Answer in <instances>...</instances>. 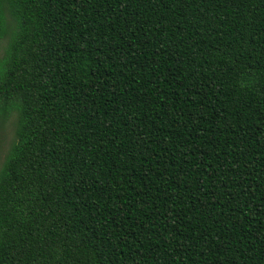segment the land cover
Returning a JSON list of instances; mask_svg holds the SVG:
<instances>
[{"label": "trees", "instance_id": "1", "mask_svg": "<svg viewBox=\"0 0 264 264\" xmlns=\"http://www.w3.org/2000/svg\"><path fill=\"white\" fill-rule=\"evenodd\" d=\"M13 116L0 264H264V0H0Z\"/></svg>", "mask_w": 264, "mask_h": 264}, {"label": "rangeland", "instance_id": "2", "mask_svg": "<svg viewBox=\"0 0 264 264\" xmlns=\"http://www.w3.org/2000/svg\"><path fill=\"white\" fill-rule=\"evenodd\" d=\"M5 41H3L4 43ZM14 116L10 118L5 126L0 125V167L5 159L10 144L15 139Z\"/></svg>", "mask_w": 264, "mask_h": 264}]
</instances>
